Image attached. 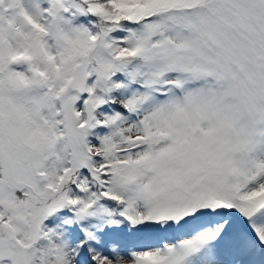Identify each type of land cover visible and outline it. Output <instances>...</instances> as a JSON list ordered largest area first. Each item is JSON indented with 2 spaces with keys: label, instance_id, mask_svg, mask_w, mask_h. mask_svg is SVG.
<instances>
[{
  "label": "snow or ice",
  "instance_id": "1",
  "mask_svg": "<svg viewBox=\"0 0 264 264\" xmlns=\"http://www.w3.org/2000/svg\"><path fill=\"white\" fill-rule=\"evenodd\" d=\"M0 264H264V0H0Z\"/></svg>",
  "mask_w": 264,
  "mask_h": 264
}]
</instances>
